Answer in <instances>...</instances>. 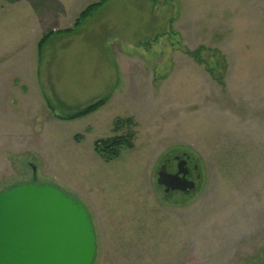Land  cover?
<instances>
[{
    "label": "rangeland",
    "instance_id": "374dc122",
    "mask_svg": "<svg viewBox=\"0 0 264 264\" xmlns=\"http://www.w3.org/2000/svg\"><path fill=\"white\" fill-rule=\"evenodd\" d=\"M99 2L0 0V192L33 165L38 185L76 198L93 264H259L264 0H107L74 28ZM120 136L133 148L94 153ZM175 156L197 165L193 192L156 185Z\"/></svg>",
    "mask_w": 264,
    "mask_h": 264
},
{
    "label": "water",
    "instance_id": "95a60500",
    "mask_svg": "<svg viewBox=\"0 0 264 264\" xmlns=\"http://www.w3.org/2000/svg\"><path fill=\"white\" fill-rule=\"evenodd\" d=\"M31 180L0 192V264H93L95 234L86 209L50 184ZM158 172L168 192H193L187 170Z\"/></svg>",
    "mask_w": 264,
    "mask_h": 264
},
{
    "label": "trees",
    "instance_id": "16d2710c",
    "mask_svg": "<svg viewBox=\"0 0 264 264\" xmlns=\"http://www.w3.org/2000/svg\"><path fill=\"white\" fill-rule=\"evenodd\" d=\"M107 0H101V2L91 5L89 7H87L82 13H80L79 17L76 19V21L74 22L73 27L77 28L81 21H83L84 19L87 18V16L90 15V13L97 9L98 7H100L104 2H106ZM149 2L151 3H155L156 0H149ZM70 32L69 30L65 31V33ZM51 34L46 35L45 37H43L38 45H37V52H38V57L40 56L41 53V49L43 47V45L46 43V41L48 40V38L50 37ZM195 55H198V53L196 52ZM108 100V97H104L102 99H99L98 101L86 106L85 108L64 117L62 120L64 121H73V120H77L83 117H86L92 113H94L95 111H97L98 109H100L101 107H103L106 102ZM133 148V144H132V137L128 136V137H113L110 139H106V140H98L95 142L94 144V153L101 157L103 159L104 162L108 163L113 161L114 159H116L120 152L123 150H130ZM259 264H264V256L262 259H260V263Z\"/></svg>",
    "mask_w": 264,
    "mask_h": 264
},
{
    "label": "flooded vegetation",
    "instance_id": "af4514ba",
    "mask_svg": "<svg viewBox=\"0 0 264 264\" xmlns=\"http://www.w3.org/2000/svg\"><path fill=\"white\" fill-rule=\"evenodd\" d=\"M169 161H170L169 159L164 160L163 163L158 167L157 172H156V181H157V178H158V172L161 169H163L166 174L174 175L178 171L177 170L178 169V165L181 166L182 170H184V169L187 170V173H188L187 177H188L189 180H192V176L194 174H195V179H199L200 178L199 174L197 173L198 172L197 165L193 164V165L188 166V159H185L184 156H175V157H173V161H174V171L173 172H168L167 171V164L169 163ZM27 183L28 182H26L25 184H27ZM156 185H157V183H156ZM157 186H159V185H157ZM159 187L165 193V187H163V186H159ZM170 193H177V191L168 192L166 194H170Z\"/></svg>",
    "mask_w": 264,
    "mask_h": 264
}]
</instances>
